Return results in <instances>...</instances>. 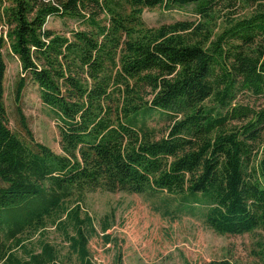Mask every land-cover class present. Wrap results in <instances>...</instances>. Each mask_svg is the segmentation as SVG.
<instances>
[{"label": "trees", "instance_id": "trees-1", "mask_svg": "<svg viewBox=\"0 0 264 264\" xmlns=\"http://www.w3.org/2000/svg\"><path fill=\"white\" fill-rule=\"evenodd\" d=\"M240 1L250 0H0V264H61L47 224L92 264L97 231L79 200L98 189L177 197L219 234L264 228V0L214 37L209 27ZM188 4L195 25L142 19L144 9ZM49 17L85 27L57 32ZM5 51L20 65L19 132L3 102ZM28 83L53 114L59 154L28 125ZM153 114L163 129L147 124ZM110 226L106 215L105 243L116 241Z\"/></svg>", "mask_w": 264, "mask_h": 264}, {"label": "rangeland", "instance_id": "rangeland-1", "mask_svg": "<svg viewBox=\"0 0 264 264\" xmlns=\"http://www.w3.org/2000/svg\"><path fill=\"white\" fill-rule=\"evenodd\" d=\"M254 10L252 0L237 2L233 7L221 6L209 21L212 37L225 27L228 18L248 17ZM142 19L149 26L179 20H188L195 25L199 17L194 5L188 4L170 9H144ZM45 27L66 32L82 29L85 25L74 19L49 17ZM4 60L3 102L9 128L19 132L13 92L20 65L17 57L7 51L4 52ZM21 108L34 137L55 153H61L55 119L50 109L41 102L35 84L28 83L25 86ZM145 120L157 129H163L165 124L155 114ZM79 201L81 214H89L97 231L87 244L88 259L92 264H210L223 259L230 264H264V228L243 234L216 233L205 225L198 214L183 210L177 197L166 193L149 196L98 189L85 192ZM75 202V198L66 201L70 207ZM106 215L111 226L105 233L110 234L115 242L105 243L103 239L101 224ZM67 230L70 235L73 234L71 227H67ZM43 232L44 238L57 247L61 264H80L77 253L70 249L69 241L64 237L63 229L58 225L47 224ZM260 241L262 249L258 245Z\"/></svg>", "mask_w": 264, "mask_h": 264}]
</instances>
